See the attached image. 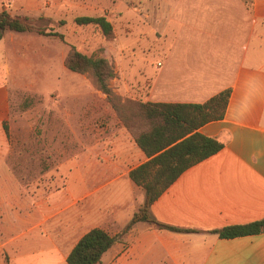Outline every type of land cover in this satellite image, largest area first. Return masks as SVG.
I'll return each mask as SVG.
<instances>
[{
    "label": "crops",
    "instance_id": "crops-1",
    "mask_svg": "<svg viewBox=\"0 0 264 264\" xmlns=\"http://www.w3.org/2000/svg\"><path fill=\"white\" fill-rule=\"evenodd\" d=\"M92 0H77L82 16ZM161 47L146 61L142 102L203 104L230 90L222 119L198 133L222 148L194 164L150 205L157 227L136 222L144 200L129 172L148 160L131 134L109 115L84 122L77 152L39 182L23 185L10 165L3 129L8 84L32 66V33L0 39V264H67L91 229L115 238L97 264H264V231L220 238L213 231L264 218V0H156ZM81 5H80V4ZM86 4V5H85ZM88 4V5H87ZM70 0H0L10 15L61 18ZM97 9H95L96 11ZM110 111V110H109ZM88 140V139H87Z\"/></svg>",
    "mask_w": 264,
    "mask_h": 264
},
{
    "label": "rangeland",
    "instance_id": "rangeland-1",
    "mask_svg": "<svg viewBox=\"0 0 264 264\" xmlns=\"http://www.w3.org/2000/svg\"><path fill=\"white\" fill-rule=\"evenodd\" d=\"M77 5V0H70L61 18L44 17L37 23L63 38L32 33L36 38L32 66L19 68L23 90L8 84L5 124L10 165L23 185L41 181L45 172L77 152L78 139H82L79 121L88 130V145L92 139L87 134L93 125H102V117L110 113L120 122L121 117L132 114L136 108L133 103L141 102L148 88L146 61L164 41L156 25L161 5L156 0H92L89 6L93 11H88L106 16L113 29L110 38L103 37L93 25H76L73 18L82 16ZM59 21L64 24L59 25ZM71 47L86 56H103L113 66L109 98L94 87L89 74L65 67Z\"/></svg>",
    "mask_w": 264,
    "mask_h": 264
},
{
    "label": "trees",
    "instance_id": "trees-1",
    "mask_svg": "<svg viewBox=\"0 0 264 264\" xmlns=\"http://www.w3.org/2000/svg\"><path fill=\"white\" fill-rule=\"evenodd\" d=\"M250 8L252 0H242ZM45 18L12 16L0 11V39L5 32L35 33L41 36L62 39V34L42 27L37 23ZM76 25H93L102 36H112V25L105 15L77 16ZM63 25L64 21H59ZM65 67L75 73L89 74L94 87L107 98L111 96L110 81L114 78L113 66L99 55L86 56L74 47L65 59ZM230 90H224L203 104H157L133 103L135 110L120 123L131 134L136 146L148 158L146 162L129 172L130 180L143 190L144 200L130 222L129 229L136 222H146L157 227L173 229L156 222L149 214L150 205L189 167L217 153L222 144L215 138L205 137L198 129L206 123L223 118ZM6 137L8 127L3 125ZM264 231V218L244 225H236L213 231L220 238H234L255 235ZM115 238L95 228L84 234L66 258L67 264H97L102 255L112 246Z\"/></svg>",
    "mask_w": 264,
    "mask_h": 264
}]
</instances>
